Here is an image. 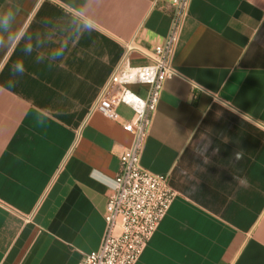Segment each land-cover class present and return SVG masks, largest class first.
Instances as JSON below:
<instances>
[{
  "label": "crops",
  "instance_id": "1",
  "mask_svg": "<svg viewBox=\"0 0 264 264\" xmlns=\"http://www.w3.org/2000/svg\"><path fill=\"white\" fill-rule=\"evenodd\" d=\"M171 1L0 0V264L99 249L134 112L94 106L126 55L150 62ZM173 66L141 166L176 196L136 264H264V0H190Z\"/></svg>",
  "mask_w": 264,
  "mask_h": 264
},
{
  "label": "built area",
  "instance_id": "2",
  "mask_svg": "<svg viewBox=\"0 0 264 264\" xmlns=\"http://www.w3.org/2000/svg\"><path fill=\"white\" fill-rule=\"evenodd\" d=\"M190 0H172V26L152 53L142 52L150 62L132 65L126 55L101 91L94 110L119 120L117 108L130 107L134 115L122 121L133 136L131 145L119 156L120 168L108 197L106 229L98 250L85 255L79 264H136L169 210L176 192L166 175H156L141 166V154L149 134L164 84L177 75L173 58ZM136 49L128 47V51ZM132 85L147 87L143 98Z\"/></svg>",
  "mask_w": 264,
  "mask_h": 264
},
{
  "label": "clouds",
  "instance_id": "3",
  "mask_svg": "<svg viewBox=\"0 0 264 264\" xmlns=\"http://www.w3.org/2000/svg\"><path fill=\"white\" fill-rule=\"evenodd\" d=\"M4 26L7 27V22H4ZM26 51H29L28 49H26ZM15 71L19 74H23L24 72V67L22 63H18L15 67Z\"/></svg>",
  "mask_w": 264,
  "mask_h": 264
}]
</instances>
